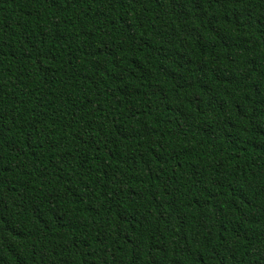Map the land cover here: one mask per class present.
Masks as SVG:
<instances>
[{"label":"trees","instance_id":"16d2710c","mask_svg":"<svg viewBox=\"0 0 264 264\" xmlns=\"http://www.w3.org/2000/svg\"><path fill=\"white\" fill-rule=\"evenodd\" d=\"M0 264H264V0H0Z\"/></svg>","mask_w":264,"mask_h":264}]
</instances>
